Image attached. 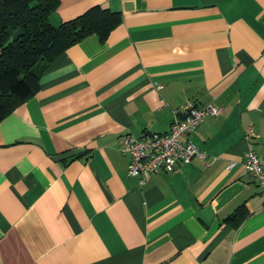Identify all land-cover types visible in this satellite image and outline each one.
I'll return each mask as SVG.
<instances>
[{"label": "crops", "instance_id": "1", "mask_svg": "<svg viewBox=\"0 0 264 264\" xmlns=\"http://www.w3.org/2000/svg\"><path fill=\"white\" fill-rule=\"evenodd\" d=\"M58 2L53 26L93 7L120 22L0 122V264H264V196L242 166L264 159V0ZM186 103L219 109L190 137L201 157L127 176L124 138L167 132Z\"/></svg>", "mask_w": 264, "mask_h": 264}, {"label": "trees", "instance_id": "2", "mask_svg": "<svg viewBox=\"0 0 264 264\" xmlns=\"http://www.w3.org/2000/svg\"><path fill=\"white\" fill-rule=\"evenodd\" d=\"M58 3L0 0V122L36 94L40 74L57 56L90 35L104 42L120 22L118 16L93 7L53 26L49 16Z\"/></svg>", "mask_w": 264, "mask_h": 264}, {"label": "built area", "instance_id": "3", "mask_svg": "<svg viewBox=\"0 0 264 264\" xmlns=\"http://www.w3.org/2000/svg\"><path fill=\"white\" fill-rule=\"evenodd\" d=\"M218 114L219 109L213 105L198 108L186 103L180 110L173 111L167 132L147 133L140 138L126 136L121 144V153L129 158L127 176L139 178L142 185L152 175L171 173L177 164L201 157L190 137L207 116ZM233 166L234 163H229L228 169ZM242 166L257 181L264 196V159L247 152Z\"/></svg>", "mask_w": 264, "mask_h": 264}]
</instances>
